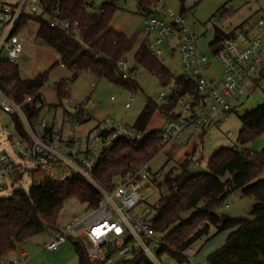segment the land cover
Instances as JSON below:
<instances>
[{
    "label": "trees",
    "instance_id": "obj_1",
    "mask_svg": "<svg viewBox=\"0 0 264 264\" xmlns=\"http://www.w3.org/2000/svg\"><path fill=\"white\" fill-rule=\"evenodd\" d=\"M136 1L141 12L146 15L153 13L156 0ZM90 4V0H44L46 13L57 9L59 18L77 22L75 32L51 28L47 20L42 18L43 15L26 12L20 14L13 32L16 33L28 20L37 21V37L60 56V61L72 71V78L81 71H90L128 89H137L138 83L134 79H122L117 69L118 61L131 50L132 42L111 25L115 7L103 3V12L96 13L89 10ZM222 33L217 34L212 43ZM134 58L136 66L150 71L163 84L172 81L176 86L172 98L163 106L162 111H169L177 97L186 92L194 93L193 84L188 83L181 75L174 76L161 61L148 52L146 45L139 46ZM57 63L58 61L53 62L50 68ZM47 73L48 71L39 72L23 79L19 76L16 64L0 60V88L17 103H22L27 96L32 97L31 102L23 104L29 122L36 120L39 111L35 104H42L40 89L47 80ZM56 92L59 98L67 96L60 81L56 85ZM11 118L18 134L30 142L19 118L13 115ZM77 118L82 122L80 115ZM239 119L242 124L238 136L241 149L215 152L209 158L208 171L205 173H190L186 169L188 159L186 163L183 162L184 167L179 174L165 175L159 184L167 194L162 196L158 207L154 208L152 216L148 218L154 231L163 233L158 254L166 253L179 263L186 261L184 251L207 233L209 225H213L219 231L229 229L230 232L224 245L213 252L204 264H264V179L260 178L264 170V148L259 153L244 148L245 144L264 131V104L244 110ZM148 120L149 115L142 111L133 126L144 129ZM157 133V130H149L142 140L134 144L124 140L117 141L94 168L91 181L78 173H73L65 180L44 176L40 179L33 178L27 189L19 185L10 196L0 197V257L14 252L18 244L31 237L54 229L67 199L75 198L87 209L96 206L101 198L97 187L111 190L115 175L147 163L160 151ZM195 145L196 143L192 149H195ZM21 177L19 175L16 181ZM236 190H241L243 195L254 199L249 217L240 220L218 217L213 209L228 193ZM192 208H198V212L189 220L183 221L181 214ZM194 218H198L199 222L192 225V229L197 225L203 226L185 240L179 237L178 232L173 236L179 227L191 224ZM165 239H168L167 243ZM72 242L78 255V264H91L83 246ZM116 264H150V261L143 251L135 248L131 256L120 258Z\"/></svg>",
    "mask_w": 264,
    "mask_h": 264
},
{
    "label": "built area",
    "instance_id": "obj_2",
    "mask_svg": "<svg viewBox=\"0 0 264 264\" xmlns=\"http://www.w3.org/2000/svg\"><path fill=\"white\" fill-rule=\"evenodd\" d=\"M161 0H156V5ZM256 5V11L261 16L251 26L239 25L227 33L219 35L212 43L215 46L214 56L221 67V74L206 76L212 66L204 54L197 48L198 35L196 30L188 28L181 14H176L170 8L164 13L145 15L144 30L154 33L147 38L145 45L148 52L157 60L175 57L180 64L181 75L188 83L193 84L194 93L186 92L188 101L183 96L177 97L169 111H162L169 103L172 94L167 97L160 94V102L150 100L155 109L161 114L157 133V141L161 146L177 144L186 151H190L195 138L202 130L215 126L221 127L222 121L234 112L240 99L247 92V96L255 89L264 95V2L251 0ZM89 10L96 13L103 12L102 5L96 7L93 3ZM26 12L33 15H46L51 28L65 32L77 31V22L58 17V10L51 13L44 10V0H0V25L4 32L0 36V49L5 47L8 60L17 64L22 51L23 38L13 32L20 14ZM230 13L221 9L219 14ZM224 17V16H223ZM163 48L167 51L163 52ZM58 61L61 66L64 64ZM117 69L122 79H133L132 71L124 59L117 63ZM68 79L63 81V89L68 94ZM27 96L22 103H17L5 90L0 88V109L2 112L17 115L26 123V132L30 142L20 136L17 140L8 134L12 141V150L23 162L15 161L7 153H0V192L16 181L19 175L43 171L46 168L60 169L56 178L65 180L73 173H78L91 181V173L96 165L105 157L107 152L119 140L134 144L142 140L147 129L128 126L110 118L97 121L95 126L87 131L85 138L75 133L66 134L61 129L50 126L46 130L44 116L36 130H33L23 110V104L31 102ZM131 100V98H130ZM87 100L73 104V112L81 116L82 121L91 118L85 111ZM39 110L40 102L35 104ZM125 108L130 107L127 102ZM77 126H72V131ZM231 138V133H226ZM51 171L49 175H53ZM152 176L149 163H142L123 174L113 178V187L107 191L97 187L101 198L96 206L87 209L82 216H74L68 222L56 224L54 229L48 230L47 241L42 243V250L53 252L67 241L80 243L91 264H114L120 258L129 257L133 249L139 248L151 259L153 254L149 245L157 243V249L162 245V239L156 237V232L150 222L142 215L135 213V208L143 198V188ZM110 245L111 253H107L106 246ZM187 258V255L184 253ZM1 264H31L30 256L21 250L14 254L2 255ZM185 264L189 263L188 259Z\"/></svg>",
    "mask_w": 264,
    "mask_h": 264
},
{
    "label": "rangeland",
    "instance_id": "obj_3",
    "mask_svg": "<svg viewBox=\"0 0 264 264\" xmlns=\"http://www.w3.org/2000/svg\"><path fill=\"white\" fill-rule=\"evenodd\" d=\"M90 2L96 7L103 3L115 7L111 25L125 34L132 42L131 50L123 57L128 68L132 70L136 66L135 52L141 44L145 45L147 38L154 36V33L149 34L144 30L143 22L146 14L139 10L136 0H90ZM155 6L156 14L164 13L166 9L170 8L176 14H181L188 28L196 30L198 51L208 58V62L212 66L210 71H205L206 76H220L221 74V67L214 56L215 46H212V41L216 35L221 32L227 33L239 25H245L247 28L261 16L260 11L255 12L256 5L251 0H161ZM221 9H227L230 13L219 14ZM42 18L48 19L46 15H43ZM37 28V21L28 20L16 32L17 36L23 38L22 51L16 64L19 76L25 79L39 72L48 71L47 80L40 89L42 108L37 112L36 120L30 121L31 124L29 122L33 130H36L44 116L47 127H57L67 135L75 133L81 139L85 138L87 131L95 126L97 121L105 118L131 126L150 100L159 103L161 93L169 97L176 89L172 81L163 84L150 71L139 66L132 70L133 79L138 83V88L135 90L128 89L120 83L112 82L108 78L100 77L90 71H81L72 78V71L61 66L56 52L37 37ZM3 32L4 30L0 25V36ZM162 50L163 52L167 51L166 48ZM0 60H8V52L5 47L0 49ZM55 61L58 63L50 68ZM161 62L171 73H181L180 64L174 56ZM65 79H68V94L66 93L67 96L59 98L56 85L60 81L63 86ZM85 99L87 104L84 110L89 112L91 118L79 122L77 115L73 112V104L81 103ZM183 99L188 101L187 96H183ZM127 102L130 103L129 108L124 107ZM262 104H264V95L259 89L253 90L248 96L246 92L241 97L240 102H237L239 107L226 120L222 121L220 128L210 126L197 134L195 149H192V153H189L191 150L186 151L177 144L161 146L158 149L160 151L147 162L152 177L144 185L143 198L135 208V213L142 215L147 220L152 216L153 210L158 207L162 196L167 194V191L162 187L160 188L159 184L162 183L165 175L175 176L179 174L184 167L183 162L186 163L189 159L186 169L190 173H205L208 171L209 158L215 152L222 149H241L242 146L238 143L239 132L242 129L239 116L244 110L253 109ZM156 113L157 118L149 125L151 128H158V118L161 114L158 111ZM19 120L26 128L25 121L21 118ZM72 126H77V128L72 131ZM228 131L231 133L230 139L226 137ZM8 134L13 135L17 140L20 139L11 115L2 112L0 109V153H7L17 162L25 161L27 163L26 160L20 159L13 152L12 141ZM244 148L253 153L261 152L264 148V131L245 144ZM51 171H54L55 177L59 173L65 172L59 168L55 170L46 168L35 173L34 176L25 173L19 181L1 191L0 197L10 196L19 185L27 189L33 178L38 179L43 175H49ZM260 178L264 179V170L260 174ZM253 202L252 197L243 195L241 190H236L228 193L213 211L220 218L227 217L240 220L249 217ZM197 209L192 208L184 211L181 214V219L183 221L189 220L192 215L198 212ZM86 212L87 208L84 204L75 198H69L64 202L56 221L63 224L74 216H82ZM192 221L191 224L179 227L173 236L178 232L180 233L179 237L185 240L203 226L197 225L192 229V225L199 222L198 218H194ZM46 232L48 234V231ZM229 232V229L219 231L215 226L209 225L207 233L194 241L184 251L187 255L186 260L188 259L191 264H204L213 252L224 245ZM47 234L41 233L24 243L18 244L13 254L17 256L21 250H24L30 256L31 264H78V255L72 241H67L53 252L42 250L40 246L47 241ZM162 236L163 233L156 232V237L161 238ZM167 241L168 239H165V243ZM106 250L108 254L111 253V246H106ZM149 250L154 256V259L149 258L150 264H185V261L179 263L166 253L158 254L157 243L152 242L149 245ZM117 261L119 259L114 264Z\"/></svg>",
    "mask_w": 264,
    "mask_h": 264
},
{
    "label": "crops",
    "instance_id": "obj_4",
    "mask_svg": "<svg viewBox=\"0 0 264 264\" xmlns=\"http://www.w3.org/2000/svg\"><path fill=\"white\" fill-rule=\"evenodd\" d=\"M143 111H145L149 115V120H148V122L146 124L145 129H147V130H151V129L152 130H156V128H151L149 126L151 124V122L154 121L157 118V113H156L157 110L155 109V107L148 102V104L143 108ZM159 121H160V118H158V122ZM131 126H133V125H131ZM42 177L43 176H41L40 178H42ZM40 178H38V179H40ZM56 223H57V221H56ZM57 224H60V223H57ZM44 233L47 234V232H44ZM47 237H48V234H47ZM13 253L14 252H10L9 254H13Z\"/></svg>",
    "mask_w": 264,
    "mask_h": 264
}]
</instances>
